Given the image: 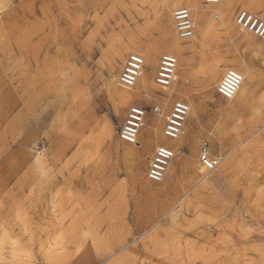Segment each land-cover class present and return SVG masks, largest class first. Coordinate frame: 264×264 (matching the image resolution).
<instances>
[{"label":"rangeland","instance_id":"374dc122","mask_svg":"<svg viewBox=\"0 0 264 264\" xmlns=\"http://www.w3.org/2000/svg\"><path fill=\"white\" fill-rule=\"evenodd\" d=\"M177 1L191 10L196 33L180 39L183 49L175 54L178 81L172 88L159 87L175 91L176 99L160 93L149 98L142 92L120 102L114 86L127 56L154 50L157 66L161 55L169 53L167 38L178 36L173 22L163 19ZM133 2L0 0V199L6 210L23 202L32 223L43 228L53 217L55 194L73 192L85 211L66 225L71 230L69 264H172L154 255L160 242L178 246L184 264H191L189 247L207 250L215 245L221 250L224 245L216 241L222 234L231 236L241 251L245 244L264 242L258 234L244 241L239 231L240 225L264 227V168L258 167L264 159V116L253 119L256 109L264 110V40L235 25L243 9L264 20V0H221L231 11L233 35L220 22L216 5L197 0L207 10L200 19L187 0H152L157 7L137 3L150 13L147 20L154 22L148 35L141 36L138 26L145 25L146 18L132 8ZM120 33H124V45L117 46L120 54L107 51L110 39ZM131 36L138 39L130 41ZM53 59L84 69L87 75L64 86L52 85L41 71ZM145 59V72L150 75L153 60ZM16 60L27 66L26 76L6 71ZM229 69L243 75L233 93L222 89ZM179 99L201 114L194 128L195 144L208 143L210 155L220 157L221 164L208 171L199 161L200 150L195 164L185 149L180 156L183 165L176 159L165 181L156 184L145 174L158 147L150 126L161 122L163 128L164 116ZM133 103L149 112L160 107V115L150 113L138 138L148 144L138 152L120 135ZM88 159L92 162L85 163ZM43 163L54 170L46 182L40 180ZM174 214L185 229L164 231L172 226ZM199 214L222 218L186 230L188 221ZM229 223H234L235 232L226 227ZM157 228L161 231L154 242L148 237ZM42 238L47 239V234Z\"/></svg>","mask_w":264,"mask_h":264},{"label":"clouds","instance_id":"9594fccd","mask_svg":"<svg viewBox=\"0 0 264 264\" xmlns=\"http://www.w3.org/2000/svg\"><path fill=\"white\" fill-rule=\"evenodd\" d=\"M137 3L151 5L152 8L157 7V5L152 3V0H134L132 4V8L136 9L137 12L146 18L145 25L138 26L140 35L146 36L148 35L147 29L152 27L154 22L147 20L150 13L138 8ZM2 10L0 9V11ZM104 19H107V17ZM136 39H138L136 36L129 37L130 41ZM118 45H124V33L113 35L107 51L120 54ZM10 63L12 67L8 68L6 70L7 72L12 73L14 76H26L28 74V68L23 60L10 61ZM86 75V70L77 68L59 59H53L41 71V76L45 80L49 81L52 85L60 86L73 83L80 77ZM261 104L264 105V98L261 99ZM262 116H264V110L256 109L253 119ZM91 162L92 159L85 161V163ZM249 164H251L250 160ZM258 167L264 168V159L259 161ZM39 173L41 182H46L53 177L54 170L49 164L43 163L39 168ZM35 191L36 189L33 188L32 193ZM261 191L262 198H264V189ZM32 193L29 194L28 198L31 197ZM52 211V219L48 221L47 226L40 228L32 223L28 210L24 207L23 202H19L6 210L3 199H0V264H41V261H43V264H69L70 252L68 246L70 244L71 230L66 225L68 221L76 219L85 210L76 200L75 194L69 191L67 193L57 192L55 194L53 197ZM197 211L199 212V209ZM261 213V218H264V208L261 209ZM221 218L217 216V219H212L211 217L199 214L196 220L188 221V228L186 230L196 228L204 222L216 224L218 219ZM171 225L170 228L163 230L172 233L179 229H185V225L181 223L179 215L174 214L171 217ZM224 227L225 225H221V228ZM226 227L233 232L237 230L234 223H229ZM159 231L161 229L157 228L148 239L155 242L156 233ZM239 231L240 238L244 241L251 240L257 234L264 236V227L253 228L240 225ZM44 234H47V239L42 238ZM216 243L224 245L223 249L218 250L215 245L207 250L204 248L195 250L189 247L188 261L191 264H194L196 260H203L204 264H241V262L242 264H264V242L253 241L250 244H245L241 251V249L235 247L231 236L222 234ZM172 244H175V241ZM189 244L191 245V242ZM249 252L255 253L256 255L249 256ZM154 255L167 259L172 264H175L176 260H180L181 264H184L180 256L179 247H173L167 242H160L154 251Z\"/></svg>","mask_w":264,"mask_h":264},{"label":"built area","instance_id":"2783aa9c","mask_svg":"<svg viewBox=\"0 0 264 264\" xmlns=\"http://www.w3.org/2000/svg\"><path fill=\"white\" fill-rule=\"evenodd\" d=\"M207 5H217L220 0H204ZM174 20L177 33L182 39H190L195 33V23L191 11L187 7L177 8L174 12ZM236 24L241 31H248L264 40V20L248 11L240 10L236 16ZM146 59L138 53H130L123 65L120 73V81L126 87H135L146 67ZM179 61L175 54L164 53L159 59L155 72L154 81L158 87L171 88L179 78ZM243 82V75L235 70L229 69L224 75L222 89L228 93H233ZM154 115H160L159 106L153 109ZM190 111V105L184 100H176L170 112L167 114L163 125V134L169 139H178L183 133L186 119ZM147 109L143 106L134 104L129 108L122 126L120 135L125 140L136 142L146 122ZM173 153L169 148L158 146L151 156L146 176L150 181L160 182L165 178ZM220 157L213 158L204 150L201 153V161L208 169L216 168L220 163Z\"/></svg>","mask_w":264,"mask_h":264},{"label":"bare ground","instance_id":"6f19581e","mask_svg":"<svg viewBox=\"0 0 264 264\" xmlns=\"http://www.w3.org/2000/svg\"><path fill=\"white\" fill-rule=\"evenodd\" d=\"M188 2H190V3H193L194 5H195V7H194V9L199 13V17H200V19H203L204 17H205V15H206V12H207V10L206 9H204V8H202L201 6H199L198 5V3H197V0H187ZM220 2H221V0H220ZM218 3L216 6H217V11H218V13L221 15V17H222V20L223 21H221L220 20V22H223L224 24H225V27L229 30V33H231L232 34V31L234 30V22L232 21V18H231V11L229 10V8H228V5H226V3L225 2H221V3ZM174 7H176V8H174V9H171V10H169L168 11V14H166L165 16H164V18L165 19H163L164 20V23H166V22H168V21H172L173 22V24H174V28H175V30H176V35L178 36L177 38H176V40L174 39H169V38H171V35H169V38H167V40H166V43H165V47H166V50H167V52H169V53H174V54H176V53H180L181 51H182V46H181V42H182V38H180L179 37V35H178V33H177V29H176V25H175V20H174V12H175V10L177 9V8H180V7H182V4H181V2H175V4L173 5ZM173 6H171L170 8H172ZM212 6V5H211ZM215 6V5H214ZM191 11V10H190ZM215 11V10H214ZM209 12V11H208ZM216 12V11H215ZM192 14V13H191ZM238 14V13H237ZM212 15H213V13H212ZM237 16V15H236ZM215 17H216V15H215ZM194 20V19H193ZM219 22V23H220ZM195 23V22H194ZM207 23V22H206ZM208 25H209V23H208ZM207 25V26H208ZM235 25H236V27L238 28V26H237V24H236V17H235ZM206 26V27H207ZM209 29V28H208ZM207 29V30H208ZM239 29V28H238ZM240 30V29H239ZM204 31V30H203ZM241 31V30H240ZM241 32H248V31H241ZM196 33V32H195ZM248 33H250V32H248ZM251 34H253V33H251ZM233 35V34H232ZM179 38V39H178ZM180 39H182V40H180ZM142 54L147 58V60L149 59H151V60H153V61H151V64L153 65L152 66V68H153V70H152V73H150V75L149 74H147L146 72H145V70H144V72H143V74H142V77L140 78V80L138 81V83L136 84V86L135 87H132V88H130V87H126V86H124L122 83H121V81H120V75H118V78H117V81H116V83H115V86H114V91H116L117 93H118V96H119V101L120 102H127V101H129L130 99H132V97L133 96H135V95H138V94H140L141 95V93L142 92H144L145 93V95L147 96V97H149L150 98V95H153L154 93L155 94H163V95H169V98L171 99H176L175 97L176 96H174L175 95V91L173 92H169L168 93V91L167 90H164V89H161V88H159L156 84H155V81H153V83H154V86H152L151 85V79L153 78V76H154V74H155V72H156V69H157V66H158V64H157V66H156V63H155V60L153 59L154 57H153V55H154V50H150V49H145V50H143V52H142ZM159 62V61H158ZM150 63V62H149ZM146 64H147V61H146ZM147 66V65H146ZM155 66H156V69H155ZM178 69H179V65H178ZM121 73V72H120ZM141 81V82H140ZM139 82H140V86H139V88H137V89H134V88H136L137 87V85L139 84ZM173 87V86H172ZM171 87V88H172ZM168 93V94H167ZM143 94V93H142ZM164 99H165V97H164ZM168 99V98H167ZM167 99H165V100H167ZM179 100H181V99H179ZM170 101V100H169ZM134 104V103H133ZM138 105V104H137ZM167 105V104H166ZM130 107H132V105L130 106ZM129 107V108H130ZM155 107V106H154ZM154 107H152V109L154 108ZM129 108H128V110H129ZM160 108V107H159ZM147 109V108H146ZM151 109V112H149L148 110V112H147V115H146V122H145V125H144V127H143V129H142V131H141V134H142V132H143V130H144V128L146 127V125H147V120L149 119V117H150V113L151 114H154L153 113V110ZM128 112V111H127ZM127 114V113H126ZM166 116H167V114L164 116V123H165V119H166ZM126 117V116H125ZM125 119V118H124ZM201 119V114H197L192 108H191V106H190V111H189V114H188V117H187V119H186V122H185V126H184V129H183V133L181 134V136L178 138V139H169V138H167L164 134H163V128H162V126H161V122H160V124L158 123V126L155 124V125H152V126H150V131H149V134L150 135H152L153 137H154V139H155V141H154V145L155 146H164V147H166V148H169L171 151H172V153H173V159H172V161H171V164H170V167H169V169H168V172H167V174H166V176H165V178H163L160 182H153V181H151V182H153V183H156V184H162L164 181H165V179L167 178V175L169 174V173H171V171L173 170V165H174V162H175V160L177 159V162H179L178 164L179 165H183V160H182V158H180V156L183 154V152H185V149H189V151H190V159H192V162L193 163H195V164H198V161L196 160V155H197V152L200 150V154H199V161H200V163H201V165L206 169V170H208V171H214V170H216L219 166H220V164H221V161H220V163H219V165L216 167V168H214V169H212V170H210V169H208L207 167H205V165L202 163V161H201V153L204 151V150H206L208 153H209V155H210V152H209V146H208V143H204V142H201V143H198V144H195V142H194V140H193V138H194V128H195V125H197L198 123H199V120ZM124 122V121H123ZM157 123V122H156ZM140 134V135H141ZM140 137V136H139ZM152 137V138H153ZM153 140V139H152ZM153 142V141H152ZM204 143V144H203ZM148 143H145V142H141V141H139L138 139L136 140V142H129V148L130 149H133V150H135V151H141L142 150V148H144V146L145 145H147ZM221 145H223L224 143L223 142H221L220 143ZM133 145H135V147L137 148V149H135L134 147H133ZM214 147H216V145L214 146ZM153 155V154H152ZM211 156V155H210ZM211 157H213V158H216V157H214V156H211ZM221 160V159H220ZM148 168V167H147ZM147 171V170H146ZM146 174V173H145ZM146 178H147V176H146ZM148 179V178H147ZM149 180V179H148ZM150 181V180H149Z\"/></svg>","mask_w":264,"mask_h":264}]
</instances>
